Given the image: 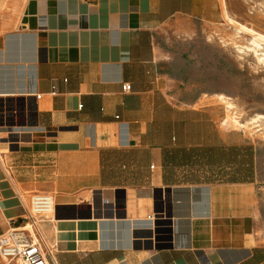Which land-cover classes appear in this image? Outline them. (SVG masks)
Segmentation results:
<instances>
[{"label": "crops", "instance_id": "0c3cea01", "mask_svg": "<svg viewBox=\"0 0 264 264\" xmlns=\"http://www.w3.org/2000/svg\"><path fill=\"white\" fill-rule=\"evenodd\" d=\"M228 1L0 11V235L46 193L58 264H264L261 146L225 129L198 83V30Z\"/></svg>", "mask_w": 264, "mask_h": 264}, {"label": "rangeland", "instance_id": "374dc122", "mask_svg": "<svg viewBox=\"0 0 264 264\" xmlns=\"http://www.w3.org/2000/svg\"><path fill=\"white\" fill-rule=\"evenodd\" d=\"M21 1L6 0L0 11L11 17ZM227 8L223 23L198 30L196 48L202 56L207 49L208 63L206 70L203 66L198 67V83L208 85L212 95L208 104L217 109L221 125L241 132L261 146L262 217L258 231L264 238V63L252 51L244 54L239 51L240 47H252L251 35L238 30L239 25H243L264 35V0H229Z\"/></svg>", "mask_w": 264, "mask_h": 264}, {"label": "built area", "instance_id": "2783aa9c", "mask_svg": "<svg viewBox=\"0 0 264 264\" xmlns=\"http://www.w3.org/2000/svg\"><path fill=\"white\" fill-rule=\"evenodd\" d=\"M123 91H131V85L124 84ZM56 94L54 86L52 95ZM3 155L0 153V164L6 168ZM54 212L55 203L52 195L34 194L26 216L14 222L7 233L0 235V264H58L54 248L48 244L40 230L42 222L53 220ZM259 232L257 231L256 235L262 238Z\"/></svg>", "mask_w": 264, "mask_h": 264}, {"label": "bare ground", "instance_id": "6f19581e", "mask_svg": "<svg viewBox=\"0 0 264 264\" xmlns=\"http://www.w3.org/2000/svg\"><path fill=\"white\" fill-rule=\"evenodd\" d=\"M230 23H234V21L232 19H229ZM239 31L242 33H247L251 35V47H246V48H242L240 47L239 51L241 53H247L252 51L255 56L257 57V59L260 62L264 63V35L259 34L257 32H255L254 30H251L250 28H247L243 25H239ZM238 31V32H239ZM240 34V33H239ZM250 45V44H249ZM221 99H225L224 97H221Z\"/></svg>", "mask_w": 264, "mask_h": 264}, {"label": "water", "instance_id": "95a60500", "mask_svg": "<svg viewBox=\"0 0 264 264\" xmlns=\"http://www.w3.org/2000/svg\"><path fill=\"white\" fill-rule=\"evenodd\" d=\"M161 219V218H160ZM166 223H168V222H163V221H161V220H159V222H158V224H157V226L158 227H161V226H163V225H165ZM157 233H158V235H167L166 237H165V239L166 240H169V242L171 241V230H162V229H158L157 230ZM158 239L159 240H162V239H164V238H160V236H158ZM165 247H167V246H165Z\"/></svg>", "mask_w": 264, "mask_h": 264}]
</instances>
